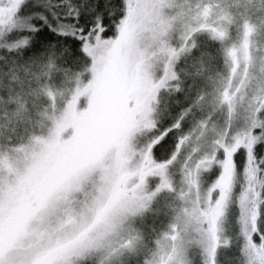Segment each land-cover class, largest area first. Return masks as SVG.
Instances as JSON below:
<instances>
[{
  "label": "snow or ice",
  "instance_id": "6c2138e0",
  "mask_svg": "<svg viewBox=\"0 0 264 264\" xmlns=\"http://www.w3.org/2000/svg\"><path fill=\"white\" fill-rule=\"evenodd\" d=\"M244 7L264 17V0ZM204 12L0 0V264H264V81L212 121L225 57ZM181 222L205 249L186 256Z\"/></svg>",
  "mask_w": 264,
  "mask_h": 264
},
{
  "label": "rangeland",
  "instance_id": "374dc122",
  "mask_svg": "<svg viewBox=\"0 0 264 264\" xmlns=\"http://www.w3.org/2000/svg\"><path fill=\"white\" fill-rule=\"evenodd\" d=\"M205 8L204 16L207 21L206 27L212 31H217L218 35L215 37L220 42L223 55L225 57V64L221 69L220 74L215 75L211 82V90L213 98L206 99L203 103V107L208 116L211 117L212 121L223 119L228 112V106L220 103L221 98L224 94L231 90L235 96L237 91L243 92L242 85L246 86L247 96L255 94L257 89L260 87V81H264V17L256 19L257 13L246 9H240L237 7L236 11H232L230 17L233 18L232 23H227L224 29V12H219L215 16V21L211 19L213 9L215 5L211 1L202 2ZM241 3H239L240 5ZM246 13L247 17H252L256 22L253 23L251 20L245 21L240 28L239 24L235 21L240 18V14ZM211 35V32H209ZM239 36L233 39L235 36ZM233 39V40H232ZM232 40V41H231ZM231 41V43H229ZM229 43V44H228ZM229 54H231L229 56ZM67 92L63 95L55 88L49 89V99L53 105L59 106L61 103L66 101ZM67 103H71L68 101ZM239 102L237 101V109ZM67 108V104H65ZM196 197L197 202L200 199V193L197 190L193 193ZM210 199V194L208 195ZM178 203V202H177ZM151 218V217H150ZM223 217L220 219L218 224L219 236L221 242L225 237L224 230L228 227H223ZM157 228H160V224L157 223ZM181 235L184 236L185 240L188 241V245L185 249V253L192 249L203 250L208 245L207 235L198 236L190 225H185L183 222L179 224ZM167 231V229L165 230ZM171 244V240L165 238L163 235L160 236L158 247L168 249ZM223 254V249H220L219 255ZM193 255H196L193 252ZM188 264H191V258H188Z\"/></svg>",
  "mask_w": 264,
  "mask_h": 264
},
{
  "label": "trees",
  "instance_id": "16d2710c",
  "mask_svg": "<svg viewBox=\"0 0 264 264\" xmlns=\"http://www.w3.org/2000/svg\"><path fill=\"white\" fill-rule=\"evenodd\" d=\"M205 1H211L215 5V7L213 9V14H212V17H211V19L213 21H215V16H217L219 14V12H224L225 16H230L232 11H236L237 10V7H240V9H243L244 5L247 3V0H199V2H201V3L205 2ZM258 2H259V0H252V3H258ZM239 3H241V4L239 5ZM249 10L252 11V12H255V13H257V11H258L255 8H251ZM255 17H256V19H259L257 17V14H256V16H254V18ZM237 20H239V19H237ZM248 20H251L253 23L256 22L252 17H247V19H245V21H248ZM226 24H227V22H224V27H223L224 29L226 28L225 27ZM243 25L239 24V28H240L239 34L241 32V27ZM239 34L237 36H235L233 39H236L239 36ZM231 41H229V43H231ZM224 225H227L225 219H223V227H224Z\"/></svg>",
  "mask_w": 264,
  "mask_h": 264
}]
</instances>
